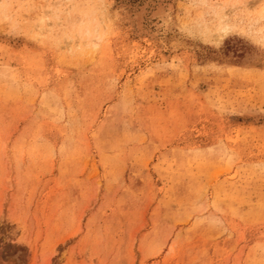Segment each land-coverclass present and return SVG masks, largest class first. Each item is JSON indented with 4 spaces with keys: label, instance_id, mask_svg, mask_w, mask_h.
<instances>
[{
    "label": "rangeland",
    "instance_id": "obj_1",
    "mask_svg": "<svg viewBox=\"0 0 264 264\" xmlns=\"http://www.w3.org/2000/svg\"><path fill=\"white\" fill-rule=\"evenodd\" d=\"M0 264H264V0H0Z\"/></svg>",
    "mask_w": 264,
    "mask_h": 264
},
{
    "label": "bare ground",
    "instance_id": "obj_2",
    "mask_svg": "<svg viewBox=\"0 0 264 264\" xmlns=\"http://www.w3.org/2000/svg\"><path fill=\"white\" fill-rule=\"evenodd\" d=\"M162 8H163V7H162ZM153 16H154V15H153ZM224 25H225V23H224ZM224 28H225V27H224ZM226 28H227V27H226ZM226 28H225V29H226ZM221 31H222V29H221Z\"/></svg>",
    "mask_w": 264,
    "mask_h": 264
}]
</instances>
